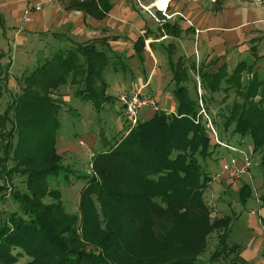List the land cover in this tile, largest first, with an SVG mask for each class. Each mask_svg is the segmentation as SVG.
Here are the masks:
<instances>
[{
  "label": "rangeland",
  "instance_id": "rangeland-1",
  "mask_svg": "<svg viewBox=\"0 0 264 264\" xmlns=\"http://www.w3.org/2000/svg\"><path fill=\"white\" fill-rule=\"evenodd\" d=\"M141 1L145 3L143 11L146 12L147 8L153 13L158 12L153 6L156 0ZM252 1L254 0H200L196 3L200 10L219 12L226 6L237 7L241 3ZM26 16L27 11L24 20L28 21ZM4 28L3 34L0 31V66L3 71L1 79L4 77V70H7V78L0 80V132L2 129L9 131L12 124L15 125V132L11 137V149L8 153L4 150L8 139L0 137V222L12 214L22 215L16 196L28 194L30 188L27 175L22 171L34 167L35 161L41 160L50 151L55 152L59 160L46 158L45 163H57L63 169L57 175L47 178V192L59 194L65 214L73 218L79 228L81 192L90 186L87 178H96L101 182L92 169L94 156L104 152L115 140L126 135L125 121L118 109L116 96L121 93L118 91L119 82L121 85L129 84L128 80L123 81V78L131 76L128 61L126 57L112 58L108 66L111 68L114 64L119 69L121 67L119 73H102V79L108 84L107 94L114 97H107L98 90L96 111L89 112L88 105L87 109L82 107L79 110L77 101H82L79 95L82 86L78 84L68 82L48 89L40 86L27 87L25 79L38 65L48 60L49 54L56 53L48 36H37L25 29ZM171 49L173 61L179 62L184 71L181 85L198 102L199 118L196 120L203 125L210 137H213V128L221 143L240 147L246 153L251 151L254 158L252 170L249 175L238 180L227 179L223 166L230 154L226 149L211 143L208 156L197 158L202 169L210 176L201 196L207 208L203 221L198 215L180 209L166 217L165 227L157 228L146 220V206L142 203L134 200L118 203L120 201L103 197L113 215L111 226L115 231L113 239L104 245L107 246L106 249L98 244L107 220L102 215L101 204L94 193L90 199L94 204L98 229L86 241L81 239V247L96 255L109 257V261L115 264H162L173 260L178 254L195 256L198 260L210 261L212 264H264V172L261 167L264 151L257 149L248 135L235 133L234 123L227 126L225 124L233 105L242 103L240 94L247 91L248 83L253 79L257 82L264 80V56L260 58L255 51L243 61L253 67L252 71L241 74L238 83H226L233 69L229 72L226 68L221 70L223 79L217 81L218 90L212 93L203 89L198 73L215 72L216 62L206 63L200 60L199 69L192 71V61L181 55L184 51L179 53ZM139 61L141 63L140 58L136 59V65ZM39 79L41 80L40 76ZM256 84L257 96L253 97L254 102L260 100L259 94L264 90V87ZM171 87L174 88V84L171 83ZM26 90L36 98H47L56 106L50 118L49 109L43 119L34 114L32 115L35 117H32L28 106L22 105L23 107L17 109V103ZM202 98L207 102H203ZM6 111L10 121L2 119ZM149 111L140 112V122L147 120L146 113ZM54 119L58 127L55 137H52ZM21 120L26 123H18ZM28 122L35 123L30 126ZM37 124H42V128L40 125L37 127ZM133 190L136 191L134 188L128 191ZM56 202L49 196L43 199L45 204ZM208 228L209 233L202 238L201 234ZM87 229H79V235L83 236ZM222 238L225 239L226 248L221 245ZM233 247L236 250H232ZM11 255L13 260L6 264H52L47 257L33 260L19 249H13Z\"/></svg>",
  "mask_w": 264,
  "mask_h": 264
},
{
  "label": "trees",
  "instance_id": "trees-1",
  "mask_svg": "<svg viewBox=\"0 0 264 264\" xmlns=\"http://www.w3.org/2000/svg\"><path fill=\"white\" fill-rule=\"evenodd\" d=\"M97 2L87 0L81 4V7L86 13L94 12L96 18L103 19L110 10L111 4L109 0H97ZM162 29L169 35L179 36L180 31L176 25L162 24ZM0 31L2 34L5 32L1 15ZM142 47L143 43L140 40L134 44L136 54L140 53ZM252 51L255 52V49ZM1 58L2 54H0ZM112 58L119 57L115 54L110 56L95 48L93 44L73 43L71 48L58 51L51 59L38 65L25 82L29 88L40 86L42 89L57 88L68 82L78 84L82 86L79 92L80 99L91 101L94 109H97L95 103L97 104L99 97L98 90L103 93L105 89L102 73ZM168 64L175 86L173 96L178 103L176 113L156 111L151 118L140 122L125 136L115 140L107 150L94 156L92 169L101 182L99 183L96 178L86 177L90 186L81 192L79 228L76 227V221L65 214L59 194L47 192V178L57 175L63 167L57 163H45V159L56 161L59 160V156L55 152H50L48 148L49 152L44 154V158L41 160L36 158L34 167L22 171L27 175L29 193L16 196L22 215L12 214L0 222V264L13 260L11 255L13 249L21 250L33 260L47 257L51 259L52 264H115L109 261V257L96 255L81 247V239L86 241L89 235L98 229L94 204L90 199L94 193L101 204L102 215L107 220L105 231L98 244L102 248L115 236L114 227L111 226L113 215L103 197L120 201L118 203L125 200L142 203L146 206V220L157 228L165 227L166 217L175 210L182 209L198 215L202 221L206 218L207 208L201 196L210 181V176L202 169L197 158H206L211 143L217 144L203 125L196 120L199 118L198 102L192 99L186 87L181 85L184 71L179 66V62L173 61L170 52H168ZM112 67L116 68L114 64ZM252 67L253 65H247L243 61L239 62L230 77L226 79V83L232 81L238 83L241 74L252 71ZM224 68L226 67L223 64L215 72L198 73L204 90L217 92V81L223 79L220 71ZM190 69L195 71L193 63L190 64ZM2 72L0 66V80H5L7 70H4V77L1 79ZM255 83L264 87V80L258 82L255 79L251 80L247 85V91L240 94L242 103L233 105L225 124L227 126L234 123L235 133L248 135L255 147L264 151V90L259 94L260 100L254 102L253 97L257 96ZM201 100L207 102L205 98ZM22 105L28 106L31 115L34 114L42 119L46 116V110L50 111L49 118L53 115V110H56V106L50 100L36 98L28 90L17 103V109ZM18 113L20 114V111ZM34 115L32 117H35ZM2 119L10 121L8 111ZM22 122L26 123L22 120L18 123ZM34 123L30 122L29 125ZM39 125L42 128V124H37V127ZM57 125L54 119L52 137H55ZM12 126L9 131L2 129L0 132V137L8 139L4 147L6 153L11 149L10 140L15 132V125ZM261 167L264 172V157L261 159ZM132 188L136 191H128ZM248 195L249 191H247ZM46 196L57 202L43 203ZM81 228H88L83 236L79 235ZM209 231L210 228L205 229L201 237L204 238ZM221 242L226 248L224 238ZM106 248L107 246L103 249ZM231 249L236 250V247ZM162 264L212 263L198 260L195 256L178 254L173 260Z\"/></svg>",
  "mask_w": 264,
  "mask_h": 264
},
{
  "label": "crops",
  "instance_id": "crops-1",
  "mask_svg": "<svg viewBox=\"0 0 264 264\" xmlns=\"http://www.w3.org/2000/svg\"><path fill=\"white\" fill-rule=\"evenodd\" d=\"M83 2L0 0V15L7 29H25L37 36H48L56 53L71 48L73 43H89L110 56L126 57L131 76L123 78L129 84L118 83V91L140 89L154 98L158 110L170 114H175L178 107L168 64L171 48L179 53L184 51L181 55L192 61L195 70L199 69L202 60L216 62V70L224 64L229 72L253 55L252 49L258 56H264V0L244 2L237 7L226 6L219 12L200 10L194 1L175 0L168 7V13L173 17L162 24L176 25L180 31L178 37L164 32L162 24L143 11L145 3L141 0H109L111 8L103 19L96 18L94 12L86 13L81 7ZM93 2L98 3L97 0ZM26 11L28 21L24 20ZM156 14L162 19L159 13ZM139 40L143 47L136 54L134 44ZM53 56L54 53L47 58ZM138 58L141 63L136 65ZM120 69L108 66L103 72L116 75ZM104 83V95L114 97L107 94L108 84ZM77 103L79 110L89 107V112L96 111L91 101L83 103L79 100ZM154 113L147 112V119Z\"/></svg>",
  "mask_w": 264,
  "mask_h": 264
},
{
  "label": "built area",
  "instance_id": "built-area-1",
  "mask_svg": "<svg viewBox=\"0 0 264 264\" xmlns=\"http://www.w3.org/2000/svg\"><path fill=\"white\" fill-rule=\"evenodd\" d=\"M78 2H83L84 0H76ZM175 0H167V7L163 10H159L156 7L157 13H160L162 19L157 17L156 13L151 12L146 8L147 14L154 19L158 23H164L170 20L173 15L168 13V5ZM187 1H200V0H187ZM211 2H216V0H209ZM177 16H181L180 14H176ZM116 100L118 102L119 110L123 115L125 126H126V134L129 133L133 128H135L139 123V114L141 111L150 110L153 112L158 111L157 104L154 98L146 93H143L140 89H130L121 92L116 96ZM212 129V134L214 141L221 148L227 150L229 153L228 160L226 164L223 166L224 175L229 180H238L244 176L250 174L254 164V158L252 157V152L246 153V151L241 150L240 147H235L232 145H226L221 143L218 138L216 132Z\"/></svg>",
  "mask_w": 264,
  "mask_h": 264
},
{
  "label": "bare ground",
  "instance_id": "bare-ground-1",
  "mask_svg": "<svg viewBox=\"0 0 264 264\" xmlns=\"http://www.w3.org/2000/svg\"><path fill=\"white\" fill-rule=\"evenodd\" d=\"M166 1L167 0H156L155 5L153 6L159 8V10H163L164 8L167 7Z\"/></svg>",
  "mask_w": 264,
  "mask_h": 264
}]
</instances>
